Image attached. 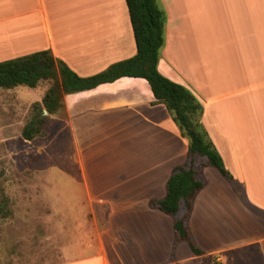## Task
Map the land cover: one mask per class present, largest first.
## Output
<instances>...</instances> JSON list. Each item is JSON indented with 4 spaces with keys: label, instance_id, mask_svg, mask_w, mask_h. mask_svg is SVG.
I'll list each match as a JSON object with an SVG mask.
<instances>
[{
    "label": "crops",
    "instance_id": "0c3cea01",
    "mask_svg": "<svg viewBox=\"0 0 264 264\" xmlns=\"http://www.w3.org/2000/svg\"><path fill=\"white\" fill-rule=\"evenodd\" d=\"M157 1L166 21L156 68L201 103L236 188L198 168L186 221L194 254L174 242L172 217L148 205L187 162V140L147 82L122 76L65 94L86 214L74 234L63 230L52 264H264V0ZM78 2L0 0V61L47 49L85 77L135 53L124 0Z\"/></svg>",
    "mask_w": 264,
    "mask_h": 264
},
{
    "label": "rangeland",
    "instance_id": "374dc122",
    "mask_svg": "<svg viewBox=\"0 0 264 264\" xmlns=\"http://www.w3.org/2000/svg\"><path fill=\"white\" fill-rule=\"evenodd\" d=\"M65 4L79 2L59 0L58 8ZM50 83L0 87V264L58 262L63 230L74 234L86 214L73 147L65 136L63 96L53 113L41 109L37 134L29 140L21 136L33 102L40 103Z\"/></svg>",
    "mask_w": 264,
    "mask_h": 264
},
{
    "label": "trees",
    "instance_id": "16d2710c",
    "mask_svg": "<svg viewBox=\"0 0 264 264\" xmlns=\"http://www.w3.org/2000/svg\"><path fill=\"white\" fill-rule=\"evenodd\" d=\"M124 2L135 44V53L132 56L113 62L97 73L81 77L62 61L53 58L49 50H38L0 61V87H35L38 81L51 80L40 98V103L33 102V116L22 127V138L29 140L40 131L43 122L41 109L47 114L53 113L60 106L63 95L91 89L122 76L143 78L154 102L164 105L180 135L187 140V162L175 167L168 176L165 196L161 199H150L148 205L170 215L173 220L174 242L185 240L190 250L199 255L202 251L193 242L186 223L192 200L202 186V180L197 175L198 168L204 164L213 166L234 188L236 182L224 167L201 123L200 102L185 86L166 78L156 68L164 41V10L156 0ZM196 157L204 158V162L193 165Z\"/></svg>",
    "mask_w": 264,
    "mask_h": 264
}]
</instances>
